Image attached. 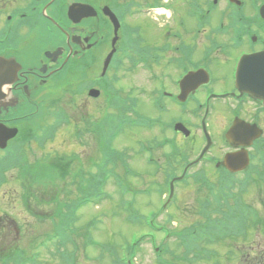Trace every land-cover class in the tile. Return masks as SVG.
I'll return each instance as SVG.
<instances>
[{"label": "flooded vegetation", "instance_id": "obj_1", "mask_svg": "<svg viewBox=\"0 0 264 264\" xmlns=\"http://www.w3.org/2000/svg\"><path fill=\"white\" fill-rule=\"evenodd\" d=\"M240 1L0 0V59L10 62L0 72V125L30 133V126L42 120L36 115L67 99L84 102L121 56L136 50V84L143 98L158 106L165 104L163 95L176 108L164 129L170 140L206 144L205 128L213 145L204 159L228 173L224 157L239 152L247 138L230 143L227 134L237 119L243 120L262 131L247 148L250 166L262 162L264 106L239 94L235 72L242 57L264 51V0ZM208 2L214 5L210 11ZM191 72L202 81H194L199 85L182 95V102L181 82ZM181 128L191 132L189 137ZM12 225L0 214V235L17 237Z\"/></svg>", "mask_w": 264, "mask_h": 264}, {"label": "rangeland", "instance_id": "obj_2", "mask_svg": "<svg viewBox=\"0 0 264 264\" xmlns=\"http://www.w3.org/2000/svg\"><path fill=\"white\" fill-rule=\"evenodd\" d=\"M123 76V82L126 84L125 90L128 92L133 89L132 84H136V76L135 74H132L128 71H123L121 73ZM69 100V99H67ZM65 100L63 103V106L59 107L58 109H55V111H65L68 114H71V117L77 120H82V119H91V117L96 120L98 117L94 116L100 108L102 107L103 102L101 103H94L92 102L89 104H85L87 99L85 98L84 102L79 101L75 104L68 103V101ZM83 104V105H82ZM146 110V109H145ZM143 108H140V111H145ZM48 111H54V109H48ZM147 111V110H146ZM47 120L44 121L43 124L49 123L51 121L50 116L51 113H47ZM154 116V115H152ZM220 121V120H219ZM38 129L40 130V127L38 126ZM142 130L139 128H133V129H127L125 131V137L126 140L123 139H118L114 142V149L115 150H125L127 147H132L136 146V141L138 137L141 136ZM155 136L158 137L160 140L162 135L158 132V130H153L148 131L147 133L144 134V137L147 140H152ZM64 139L67 140L66 137L62 136V133L58 135L57 142L54 144H51L50 146L47 147V150L49 151L53 150L55 148H58L57 150L61 149L60 146L63 145V147L66 146V151L67 153H73L71 152L74 151L76 152L75 158L72 160L74 161V166L72 167L71 171L77 170V167H80L79 170H84L86 174L91 175V172L94 174L96 173L97 169L93 168L92 161H97L99 159L100 155L98 153L99 150V143L94 140V138H83L81 141H79V145L76 144L74 145L73 143L69 142L68 145H66L63 141ZM128 139V140H127ZM202 145V140L194 141L193 142V151H198L199 148ZM74 146V148H71ZM139 150V146L137 144V147ZM46 150V151H47ZM136 150V149H135ZM137 151V150H136ZM165 151V150H164ZM48 152V151H47ZM138 153V152H137ZM192 152L189 151V154ZM55 156L57 153H54ZM61 154V153H60ZM133 155V153L131 152ZM156 154L159 156L162 155L160 151H157ZM193 155V154H192ZM89 156V160L91 162H87ZM45 153L43 152H31L30 153V160L33 165L38 162L40 159H44ZM140 160L135 162V157L133 155V158L130 160V164L132 166L133 170H140L141 172H146V170H151L149 167H147L146 163V156L144 157H138ZM67 160H69L66 157ZM88 169H91L89 171ZM78 170V171H79ZM147 170V171H148ZM208 172L211 175H214L216 172L213 168H208ZM65 171L68 173L65 174ZM69 167L66 165L64 167V175L63 179L59 181L53 189H47V192H44V188L38 187L37 185H33V188L31 190V193L34 194L35 200L33 201L34 206L36 205L35 208L39 210H43L45 213L50 212L53 208L54 205L50 204L51 201L53 200L54 197L58 194L60 197V200L64 199L63 204L66 202L67 197H69L68 193L73 194L74 198L78 197L77 200L81 201V197L78 194L77 188L78 185L73 186L72 188H69L68 183L69 180H73L75 175L72 176V174H75L77 171L71 173ZM79 173V172H78ZM18 171L12 172L9 171L5 174V178L9 183L5 185V187L0 188V195L3 196L4 192L8 191L9 194H12L15 196V201L13 203H9L8 201L6 202H1L0 201V212L4 213L6 211L10 217L15 221L13 222L16 226L17 229H19V235L18 241H14V236H10L8 238H4L0 236V257L9 255L11 251L7 252L9 249L14 248L26 251L28 253L33 250V246L38 242L42 241L46 235L52 234L53 233V222L52 221H46V222H39L35 219H32L28 217L24 211L22 212V207L20 203V191L18 188V180L14 178V175L17 176ZM60 179V178H59ZM57 179V180H59ZM136 182L137 185H134L136 188H132L131 193L128 196H123V194L120 193V190L117 189L116 186L112 184V182H109L106 187L103 189V195L101 196L102 198L105 199V201L102 202L101 205L99 204H88L82 207H79L76 209V213L79 217V220L75 223L73 229H78L81 231H85L86 228L88 227L89 223H91L95 218H99L101 220V225H98V228L96 230L101 231L95 233V239L98 240L99 242L106 243V244H111V245H121L124 241L128 240L129 242L131 241V236L135 232H137V228H134L130 225H128L126 221V213L123 212L121 214L120 207L122 205V200L126 199H132L133 196V191L134 190H143V188L146 186V183L148 184L145 180H133ZM14 184V185H13ZM68 190H71L68 192ZM197 194L199 196H202V190L199 186H191L187 188L186 190H183L179 194V203L178 206L183 210L185 213L186 217L181 216L180 220L179 217H175L176 220L175 222L170 223L169 218L166 212L165 214L161 215L159 218H157V223L169 227L170 230H182L185 229L186 227H191L192 225L195 224H201L205 228L207 227V222L205 218H199L195 217V214L193 212L194 209L199 208L200 203L202 202V199H200L199 205H198V200ZM0 196V198H1ZM46 197V198H45ZM48 198V199H47ZM50 198V199H49ZM10 200L9 198H7ZM13 199V198H12ZM49 200V204H47ZM98 202V201H97ZM164 199H160V197H157L156 195H151L150 198H146L145 196L142 197L138 195L135 198V204L134 207L138 209L140 214L143 215H148L147 211H151L152 209L156 208L158 204H163ZM107 203V204H106ZM175 210V209H174ZM178 211H175V213ZM172 213V212H171ZM174 213V212H173ZM172 213V214H173ZM125 217V219H123ZM12 230L16 229L15 226L10 227ZM9 231V230H8ZM16 232V230H15ZM150 233V232H149ZM254 234V231H249L248 237L249 241L252 239ZM258 236L257 234H255ZM162 236V239L160 237ZM165 236L163 234L158 235V239L155 241V244L157 246H163V244H167L166 249L168 252H171V255L173 256L169 257L167 255L164 256V258H170L171 261L174 263V255L181 253L182 249L177 245L176 242L170 241L167 242L166 239L164 238ZM79 243L80 241L83 242L84 238H78ZM241 241V240H239ZM236 238H231L230 240H224L220 244L221 246L217 247V244L214 245L213 247H210V250H200L197 249L198 252L201 253V255H198L192 260L193 263H191V257L190 255V260L185 261V264H232L233 262L236 264L237 261L239 260L238 253L235 252V248L239 247L242 248V245ZM253 242H256L257 244H260L262 241L259 239L256 241V238L253 237ZM9 243V245H8ZM262 246H259L257 250L253 252L247 253L246 256L248 258L246 259H254L253 261H250V264H264V243L262 242ZM49 248L48 250L44 249L43 254L41 256V259L39 261V264H69L68 259L69 257L73 254H75V264H115L112 263V260L110 258L105 257L104 259L100 260L101 258L99 257L98 253L95 251L90 250L88 255H85L83 253V248L79 249L77 252H75V247L72 246L71 244L67 245L68 251L65 249H60L63 251L62 254V259L61 260L60 256L57 254V248L54 246L53 243H49ZM254 245V244H253ZM212 249H214L217 253L214 254ZM41 251V252H42ZM233 251L232 256L229 255V252ZM249 251V250H247ZM211 252V260H208V256ZM156 249L155 246L152 244L151 239L146 238L140 245L138 252H133L131 253V259L134 264H158L157 257L156 255ZM249 254V255H248ZM86 256H89L87 258ZM162 257V256H161ZM259 257L261 263L259 261H256V258ZM160 258V257H159ZM190 262V263H189ZM257 262V263H256ZM238 264H243V263H238Z\"/></svg>", "mask_w": 264, "mask_h": 264}, {"label": "trees", "instance_id": "obj_3", "mask_svg": "<svg viewBox=\"0 0 264 264\" xmlns=\"http://www.w3.org/2000/svg\"><path fill=\"white\" fill-rule=\"evenodd\" d=\"M59 158H55V161L56 162H58L59 163ZM55 166H58V165H56V164H54ZM50 168H56V167H53V166H50ZM86 175L84 172H80V174H79V176H78V178H79V180H80V182H79V184H83V183H85L84 181H86L85 180V177L84 176H81V175ZM40 177V176H39ZM38 177V178H39ZM49 179L50 180H53V178L51 177V176H49ZM88 182H91V181H88ZM85 187V186H84ZM84 187H82V188H79V191L80 190H84L85 188ZM80 193H85V192H83V191H80ZM87 196H90L91 194H86ZM201 225L200 224H197V225H194L193 227H190V229H194V227H195V229L196 228H198V227H200ZM211 226H212V228H214V229H220V230H223V229H225L224 227L226 226V225H221V224H219V223H217V222H215V221H213L212 222V224H211ZM187 229V228H186ZM202 233V232H201ZM201 233L200 234H197L196 236H194V237H191V236H189L188 235V238H191L192 240H194V239H197V242H196V244L197 245H200L201 244ZM220 236V235H219ZM204 247H208L207 246V244H204ZM190 255H191V253H188V252H184V254H182V255H180V256H177L176 258L174 257V259H173V261H174V264H178V263H180V264H185L186 262L185 261H189L190 260ZM194 257L192 258L191 257V261L190 262H192V260H194V258L196 257V256H198V255H201L200 254V252L198 253V251L197 252H195L194 254ZM185 260V261H184ZM211 260V259H210ZM195 261V260H194Z\"/></svg>", "mask_w": 264, "mask_h": 264}, {"label": "water", "instance_id": "obj_4", "mask_svg": "<svg viewBox=\"0 0 264 264\" xmlns=\"http://www.w3.org/2000/svg\"><path fill=\"white\" fill-rule=\"evenodd\" d=\"M250 67H257V70L254 72H251L249 74V77L252 80V84L253 88L252 91L250 90L249 92L256 98H259L261 100L264 101V62L261 60L256 59L255 61L252 60V62H250ZM0 147H5V144H3L0 141Z\"/></svg>", "mask_w": 264, "mask_h": 264}]
</instances>
